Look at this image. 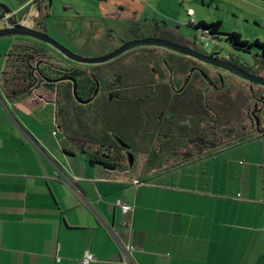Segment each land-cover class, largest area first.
<instances>
[{"label": "flooded vegetation", "instance_id": "1", "mask_svg": "<svg viewBox=\"0 0 264 264\" xmlns=\"http://www.w3.org/2000/svg\"><path fill=\"white\" fill-rule=\"evenodd\" d=\"M53 8V0H31L21 11L24 20L10 12L11 22L47 35ZM128 19L122 22L132 37L100 57L143 39L179 50L142 45L108 61L84 63L40 40L13 38L24 48L7 55L5 92L15 104L26 102L27 120L54 110L53 138L63 157H83L109 176L144 180L202 169L264 139V40L237 41L235 32L222 30L221 20H191L193 33L187 34L164 23L143 25L140 16ZM214 23L218 27H208Z\"/></svg>", "mask_w": 264, "mask_h": 264}, {"label": "crops", "instance_id": "2", "mask_svg": "<svg viewBox=\"0 0 264 264\" xmlns=\"http://www.w3.org/2000/svg\"><path fill=\"white\" fill-rule=\"evenodd\" d=\"M13 42L0 39L6 60ZM4 85L1 73L0 264H123L106 226L133 247L128 264H264V139L202 169L105 179L62 162Z\"/></svg>", "mask_w": 264, "mask_h": 264}, {"label": "rangeland", "instance_id": "3", "mask_svg": "<svg viewBox=\"0 0 264 264\" xmlns=\"http://www.w3.org/2000/svg\"><path fill=\"white\" fill-rule=\"evenodd\" d=\"M26 1L28 0H0V4L17 13L20 20H24L21 11ZM53 3L54 8L46 19L47 35L73 54L83 58L100 57L117 46L121 40L130 39L132 34L126 28L127 23L122 20L135 16L142 17L140 22L143 25L164 23L169 27L178 26L187 34L193 33L188 26L191 20L202 19L205 22L221 20L223 31L235 32L242 40H264V0H53ZM191 10L192 17L188 15ZM0 14H4L2 9ZM3 27V21L0 20V29ZM36 27L39 26L32 23V28ZM142 33L148 35L149 31L143 30ZM0 51L1 74L7 60L6 53L2 54L3 49ZM21 105L28 107L26 102ZM25 120L29 129L44 134L42 138L50 146L58 148L59 145L55 141L57 139L51 136L54 133H52L54 110L51 107L41 113H35L31 120L27 118ZM35 124H39L42 129L38 131ZM56 156L63 162L61 153L57 151ZM73 160L79 168L86 169L85 173H90L91 170V173L105 179L111 177L125 179L102 174L96 169L89 170L83 157L78 156Z\"/></svg>", "mask_w": 264, "mask_h": 264}, {"label": "water", "instance_id": "4", "mask_svg": "<svg viewBox=\"0 0 264 264\" xmlns=\"http://www.w3.org/2000/svg\"><path fill=\"white\" fill-rule=\"evenodd\" d=\"M0 9H2L4 11V13H7V14L11 12L3 4H0ZM6 37L7 38L31 37V38L40 40V41L48 44L49 46H51L54 49H56L57 51H59L61 54H63L68 59L76 60V61H80V62H84V63H101L104 61H108V60H111L113 58H116L117 56H119L120 54H122L123 52H125L126 50H128L130 48H133L136 46H142V45H161V46H165L168 48H173L175 50L178 49L177 47L173 46L170 43H166L163 41H157L154 39H143V40H139V41L128 42V43L124 44L121 48L117 49L116 51L112 52L109 55L103 56V57L83 58V57H80V56L73 54L72 52H70L69 50L64 48L62 45H60L59 43H57L56 41L51 39L49 36H47L43 33L31 30V29L24 27L22 25H16L13 28L3 27L2 29H0V39L6 38Z\"/></svg>", "mask_w": 264, "mask_h": 264}, {"label": "built area", "instance_id": "5", "mask_svg": "<svg viewBox=\"0 0 264 264\" xmlns=\"http://www.w3.org/2000/svg\"><path fill=\"white\" fill-rule=\"evenodd\" d=\"M190 15H192V13L189 12ZM12 13H8L5 15V17L2 19L3 21V24H4V27H8V28H13L15 27L16 25H21L20 23H17V22H11V17H12ZM23 25V24H22ZM205 38L204 37H200V41L201 42H204ZM135 185H139V182L135 181L134 182ZM69 185L71 186V184L69 183ZM121 210L123 213H127L131 210V207L128 206V205H122L121 206ZM108 228V232L109 234L114 238V240L116 241V245L121 253V257H122V263L123 264H128L131 262V257H130V254H131V251L133 250V247L131 246H124L122 245L118 240L117 238L115 237V234L113 232V230L111 228H109L108 226H106ZM94 262V257L92 255H86L81 263L82 264H90Z\"/></svg>", "mask_w": 264, "mask_h": 264}, {"label": "trees", "instance_id": "6", "mask_svg": "<svg viewBox=\"0 0 264 264\" xmlns=\"http://www.w3.org/2000/svg\"><path fill=\"white\" fill-rule=\"evenodd\" d=\"M201 25L204 26V25H206V24L201 23ZM218 25H219V24H215V23H214V24H210V25H208V27H211V28L213 29V28L218 27ZM206 27H207V25H206ZM233 37H234L237 41H240V35H239V34H236V33H235V34L233 35ZM263 46H264V44H263ZM20 48H24L23 44H20V43L17 44V45H16V44H15V45L13 44L12 47H11V50H12V51H14V50H19ZM27 51H28V50H27ZM25 52H26V51H25ZM23 58H24V56H22V57H20V58L17 57V59H15V60H17V61H20L21 59L24 60ZM9 61H10V59L7 58L6 65L9 63ZM4 88H5V91H6V84L4 85Z\"/></svg>", "mask_w": 264, "mask_h": 264}]
</instances>
